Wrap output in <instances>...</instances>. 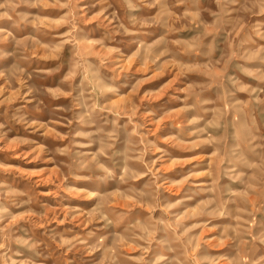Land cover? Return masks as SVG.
Returning a JSON list of instances; mask_svg holds the SVG:
<instances>
[{
    "label": "rangeland",
    "instance_id": "rangeland-1",
    "mask_svg": "<svg viewBox=\"0 0 264 264\" xmlns=\"http://www.w3.org/2000/svg\"><path fill=\"white\" fill-rule=\"evenodd\" d=\"M0 264H264V0H0Z\"/></svg>",
    "mask_w": 264,
    "mask_h": 264
}]
</instances>
